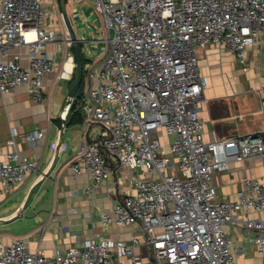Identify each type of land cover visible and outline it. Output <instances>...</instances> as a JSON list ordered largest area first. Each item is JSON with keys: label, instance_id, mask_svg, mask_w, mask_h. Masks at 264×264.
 <instances>
[{"label": "built area", "instance_id": "1", "mask_svg": "<svg viewBox=\"0 0 264 264\" xmlns=\"http://www.w3.org/2000/svg\"><path fill=\"white\" fill-rule=\"evenodd\" d=\"M86 1L102 33L91 42L106 44L100 59L90 56L84 63L83 137L70 166L75 174L90 176L89 194L112 177L117 164L143 173L131 178L134 191L100 214L102 224L138 223L147 234L152 264H236L242 248L225 225L254 232L250 239L264 258V220L248 212L264 210V183L245 175L238 199L220 200L213 182L215 172L228 169L231 160L264 161V132L205 141L200 111L207 80L197 54L199 48L224 44L246 64L249 45L264 31V0ZM51 16L44 0H0L1 94L26 85L37 102L49 100L44 78L56 65L49 44L65 51L73 64L70 70L64 66L59 77L72 78L76 60L68 29L64 20L62 28L51 24ZM24 45L27 66L19 55L9 58L13 48ZM75 99H67L62 119ZM161 130L173 137L169 152ZM42 134L35 130L22 139L35 144ZM36 172L38 161L16 149L0 157L4 186L20 187ZM139 244L136 237L111 241L94 232L84 247L57 250L53 263L121 264L115 257L126 256L131 264H145ZM0 264H50V259L21 237L0 249Z\"/></svg>", "mask_w": 264, "mask_h": 264}, {"label": "crops", "instance_id": "2", "mask_svg": "<svg viewBox=\"0 0 264 264\" xmlns=\"http://www.w3.org/2000/svg\"><path fill=\"white\" fill-rule=\"evenodd\" d=\"M44 2L52 14L56 11L60 17L54 0ZM70 2L73 24L83 41V55L86 60L90 56L100 59L102 55L91 48L96 45L91 40L98 34L91 4L86 0V5L81 0ZM51 18V24L62 28L63 17H60V26L54 24ZM47 50L56 59L54 69L44 78L43 91L49 100L37 102L26 85H20L11 92L0 93V157L6 159L16 149L24 157L36 159L39 164V172L30 175L20 187L4 186L0 183V249L16 238H26L32 249L40 247L49 257L50 264H54L57 250H65L69 246L84 247L94 232H100L111 241L117 238L127 241L138 238L140 244L137 252L145 264H152L151 249L146 242L147 234L141 231L138 223L105 226L100 221L102 212H111L123 196L134 191L131 178L136 174L143 176V173L117 164L107 182L94 187L90 194L87 192L91 184L90 176L87 173L75 174L70 166V161L77 152L74 149L75 139L72 137V140L65 142V135L68 132L74 135L73 127L81 124L70 125L68 119L61 117L64 105L70 97L74 73L71 79L60 78L66 53L58 50L56 44H49ZM28 53V45L16 47L11 50L9 58L19 55L21 64L27 66ZM197 54L200 72L207 80L200 111L204 120L205 141L264 132V31L260 33L256 43L249 45L246 64H241L235 53L224 44H210L199 48ZM71 65L73 66L72 62L69 63ZM62 81L69 82V87L61 85ZM35 130L43 133L38 143L33 144L22 139V135ZM161 132L165 151L169 152V143L173 137L166 135L163 130ZM82 137L80 132L81 142ZM11 139L15 140V144L10 143ZM61 141L63 143L58 150ZM173 172L183 174L177 169ZM245 175H251L264 183L263 159L253 157L244 162L231 160L228 169L217 170L213 182L218 198L237 200L238 191L245 188ZM33 189L32 201L25 208L26 200ZM245 212L243 210L240 214L243 216ZM248 212L252 217L264 220V210ZM43 226H46L44 230ZM225 229L236 245L242 248V253L236 259L241 256L257 257L264 264L263 256L257 253L250 239L254 232L231 225H225ZM115 258L121 264H131L126 256Z\"/></svg>", "mask_w": 264, "mask_h": 264}, {"label": "water", "instance_id": "3", "mask_svg": "<svg viewBox=\"0 0 264 264\" xmlns=\"http://www.w3.org/2000/svg\"><path fill=\"white\" fill-rule=\"evenodd\" d=\"M61 11H62L63 20L66 24V27L68 29V33H69L71 41H72V45H73V49H74V56H75V60H76V69H77L76 79H75V81H74V83L70 89L69 96H70V98H76L78 96L80 89H81L82 82L84 79V59H83L82 47L80 46V42H83V41L78 36V33H77L75 27L72 25V23L70 21V18H69L68 12H67V8H66V0H61ZM63 134H64V130H63ZM63 134H62V137H63ZM62 143L63 142L61 141V143L58 147V150H60ZM57 156L58 155H56V159H57ZM47 177L49 178V174L47 175ZM33 191H34V189L31 191V193L29 194V196L26 200L25 208L32 201Z\"/></svg>", "mask_w": 264, "mask_h": 264}, {"label": "rangeland", "instance_id": "4", "mask_svg": "<svg viewBox=\"0 0 264 264\" xmlns=\"http://www.w3.org/2000/svg\"><path fill=\"white\" fill-rule=\"evenodd\" d=\"M45 1H47V3L49 2V0H45ZM55 2H56V10H57V12H59V14H60V17H62V11H61V6H59L60 5V2L58 1V0H54ZM52 8H54V7H52ZM90 9H91V11H92V9H93V6H91L90 7ZM60 17H59V15H58V13H56V11H55V13H53L52 14V18H51V20L54 22V24H56L57 26H60V24H59V20H60ZM100 21H98V25H100V23H99ZM61 23V22H60ZM64 26V23H63V25H62V27ZM65 27V26H64ZM89 35H91V33L89 34ZM98 35H102V33L100 32V33H98L97 34V36ZM95 38H96V34H95ZM99 38H102V36H100ZM106 43L104 42V41H100V43L98 44L99 46H96L95 44V47H91L92 49H94L95 51H97L99 54H103V51H102V49L101 48H103L104 47V45H105ZM93 45V46H94ZM102 51V52H101ZM61 85H66L67 87H69V85H70V83L69 82H65V81H62V83H60ZM74 128V135H70L69 134V132H68V134H66L65 135V142L67 143L69 140H72V139H70V138H72V137H74V149H78L79 148V145L81 144V140H80V132H81V135L83 136V128H82V126H75V127H73ZM93 128L94 129H98L99 130V128L97 127V125H95L94 124V126H93ZM160 133L162 134V132L160 131ZM73 146V145H72ZM236 262H237V264H261L260 262V259H258L257 257H255V258H250V256L249 257H246V256H241V257H239V258H237L236 259Z\"/></svg>", "mask_w": 264, "mask_h": 264}, {"label": "trees", "instance_id": "5", "mask_svg": "<svg viewBox=\"0 0 264 264\" xmlns=\"http://www.w3.org/2000/svg\"><path fill=\"white\" fill-rule=\"evenodd\" d=\"M60 1L61 0H59V2ZM66 8H67V12H68L70 21H71L72 25L74 26V24H73V9H72V5H71L70 0H66ZM80 46L83 47V42H80ZM72 50L74 52V49H72ZM83 59H84V63H85L86 58L84 55H83ZM76 75H77V69H75V71H74V75H73V78L71 81L72 85L76 79ZM82 94H83V82H82L81 89L78 93V96L76 97V99H75V101L71 107L70 114H69L71 118L70 117L67 118L70 125L71 124H81L83 121V115H82V111H81V108L79 105L81 102ZM69 118H70V120H69Z\"/></svg>", "mask_w": 264, "mask_h": 264}, {"label": "bare ground", "instance_id": "6", "mask_svg": "<svg viewBox=\"0 0 264 264\" xmlns=\"http://www.w3.org/2000/svg\"><path fill=\"white\" fill-rule=\"evenodd\" d=\"M67 61H69L68 62V66H67ZM71 62H72L71 59H68V60L65 61V67H66L67 70H69L72 67V65L69 66V63H71Z\"/></svg>", "mask_w": 264, "mask_h": 264}]
</instances>
